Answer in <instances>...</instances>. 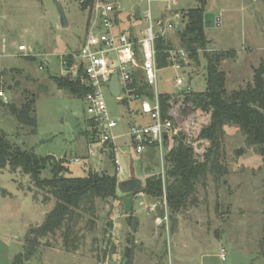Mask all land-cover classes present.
Here are the masks:
<instances>
[{
	"label": "rangeland",
	"instance_id": "374dc122",
	"mask_svg": "<svg viewBox=\"0 0 264 264\" xmlns=\"http://www.w3.org/2000/svg\"><path fill=\"white\" fill-rule=\"evenodd\" d=\"M55 1L0 0V90L8 99L5 103L0 98V132L23 151L58 161L66 159L68 177L84 178L90 171L113 175L116 167L110 158L89 146L83 100L55 84L54 78L63 75L62 56L80 47L87 24V14L78 0H57L69 23L68 28H62ZM199 1L151 0V4L154 16L159 17L168 6L183 14L201 7ZM216 2L218 6L213 7L205 0V14L212 12L222 19L221 26L205 30L207 48L237 53L221 65L227 74L228 92L237 91L253 83L257 68L262 64L264 68V0ZM119 4L124 33L140 32L147 26L146 21L136 20L133 12L136 5L147 11V2L119 0ZM169 37L177 47V34ZM25 45L28 51L19 52ZM200 59L199 64L161 69L159 93L177 94L180 88L175 89L174 82L178 76L194 92L205 91L206 60L202 54ZM32 94L36 96V133L32 127L21 125L9 109L10 104L20 108ZM106 98L114 117L127 116L129 107L108 94ZM116 133L123 134L124 130L117 129ZM246 139L238 128H226L221 150L225 172L218 178L210 175L205 186H198L196 197L173 220L169 213L168 222L158 225L159 201L144 193L134 197V210L127 215L122 205L125 196L118 190V200L96 201L94 224L88 223L89 216L80 224L84 239L77 252H65L57 234L41 240L40 248L30 258L24 257L23 264H109L111 260L130 264L131 258L125 254L131 250L133 216L138 224L133 264H264V163ZM90 149L95 151L94 156L89 155ZM129 155L134 157L131 169ZM116 157L123 168L119 182L129 180L134 171L145 186L149 175L166 173L165 162L163 166L157 153L136 156L128 138L117 139ZM42 175L51 177L50 167ZM47 198L20 170H0V264H13L15 256L26 254L30 229L42 225L56 204L52 197L45 204ZM105 239L112 241L110 251L116 245L113 257L110 252L103 255Z\"/></svg>",
	"mask_w": 264,
	"mask_h": 264
},
{
	"label": "trees",
	"instance_id": "16d2710c",
	"mask_svg": "<svg viewBox=\"0 0 264 264\" xmlns=\"http://www.w3.org/2000/svg\"><path fill=\"white\" fill-rule=\"evenodd\" d=\"M91 1V0H88ZM201 7L183 13L185 27L177 33L178 46L188 54L190 63H200L201 54L206 60L207 89L203 92H183L178 94L162 93L160 104L164 118L174 124L177 133L165 137V189L170 219L181 214L197 194L198 186L206 185L210 175L220 177L223 171L221 150L226 140V128L236 127L247 138L249 146L254 147L264 163V68L263 64L255 70L252 84L245 88L228 92L227 74L221 69L223 62L235 58L237 53L230 50L221 52L208 51L209 41L205 34V0L199 1ZM174 41L160 38L157 41L159 69L170 66V55ZM69 65L73 59L68 58ZM1 81V76H0ZM57 88L69 92L72 96L84 100L93 90L80 80L68 77L54 78ZM137 94L153 99L152 88L141 81H135ZM36 96L27 95L24 103L18 108L10 104L12 115L21 125L30 126L37 131ZM89 127L93 124L87 121ZM87 140L94 143V135L85 133ZM155 153V147H151ZM157 153V152H156ZM153 158H154V154ZM114 164L115 153L108 156ZM66 159L58 161L52 156L40 157L32 151H23L0 132V170L7 168L20 170L30 176L34 186L46 193V202L52 197L56 200L53 210L47 214L44 223L30 229L26 238V254L14 257L13 264H23V259L30 258L40 248L41 240L59 234L62 247L67 253L77 252L84 236L80 224L86 216L95 221L96 201L118 200L117 171L113 175L90 171L84 178L68 177ZM50 167L51 177L43 178L42 173ZM162 175H149L146 178L144 193L156 201H161L164 193ZM163 215V211L161 213ZM94 219V220H93ZM107 248L103 251L106 257L110 252V239H105ZM126 258L131 257L127 250Z\"/></svg>",
	"mask_w": 264,
	"mask_h": 264
},
{
	"label": "built area",
	"instance_id": "2783aa9c",
	"mask_svg": "<svg viewBox=\"0 0 264 264\" xmlns=\"http://www.w3.org/2000/svg\"><path fill=\"white\" fill-rule=\"evenodd\" d=\"M79 6L87 14L85 34L81 39L80 47L76 52H66L62 56L63 71L61 74L71 80H80L82 84L91 88L92 93L83 100L86 107L87 121L93 126H88L90 135H94L95 142L90 143L92 148L99 149L109 156L112 150L115 153L114 166L118 176L123 174L120 160L116 157L117 139L128 138L135 154L143 155L152 146L157 150L164 166L166 150L164 138L171 137L176 130L168 118L163 117L162 105L158 83L160 78L158 67L157 41L160 38L169 39L185 27L183 15L177 9L168 6L159 17H155L151 0H143L148 4L147 11H140V20L147 26L142 31L131 30L124 33L120 25L121 5L119 0H78ZM178 5L177 2L173 3ZM28 51L27 46H20L19 52ZM170 55V66L181 68L191 66L189 54L180 46L167 51ZM74 61L69 65L68 58ZM113 74H118L120 95L114 97L118 104L129 107L127 116L114 117L107 104V83ZM135 81H141L152 88L154 97H141L137 94ZM178 93L192 92L186 86L183 78L179 77L174 82ZM177 93V94H178ZM0 98L8 103L4 91L0 90ZM134 105L135 107H133ZM117 129H123V134H117ZM89 155L94 156L95 151L90 149ZM163 197L159 201L161 213L156 223L164 225L169 220L167 206V190L165 189V173H163ZM158 207V206H157ZM153 210L156 206L153 205ZM222 258L225 260L224 250Z\"/></svg>",
	"mask_w": 264,
	"mask_h": 264
},
{
	"label": "water",
	"instance_id": "95a60500",
	"mask_svg": "<svg viewBox=\"0 0 264 264\" xmlns=\"http://www.w3.org/2000/svg\"><path fill=\"white\" fill-rule=\"evenodd\" d=\"M216 1L217 0H209V3L211 4V6L217 7L218 3ZM55 3L59 11V23H61L62 28L66 29L69 27V23L67 22L64 7L59 2H57V0L55 1ZM140 11H141V7L139 5H136L133 9L136 20H139L140 18L139 16ZM204 20H205L206 29H210L211 27H214V26H218V27L221 26V19L219 17H216L215 14L212 12L206 14L204 16ZM107 89L109 90L110 95L112 97H119L121 89H120L118 74H113L111 76L110 81L107 83ZM241 152H242L241 150H238L237 154H239V156H242ZM143 189H144L143 182L141 179L137 177V174L134 171L131 172L129 180L118 182L117 190H119L120 193L125 196L122 199V205L127 215L130 214V212L134 210V207H133L134 197L138 194H141L144 191ZM132 224H133L132 226L133 235L131 237L132 245H131V257H130L131 263L130 264H133L134 259H135L134 253H135L136 242H137L135 241V232L137 231V227H138L136 216H133ZM115 251H116V245L114 244V246L112 247L110 251V257H113L115 255ZM109 264H117V261L111 260Z\"/></svg>",
	"mask_w": 264,
	"mask_h": 264
},
{
	"label": "crops",
	"instance_id": "0c3cea01",
	"mask_svg": "<svg viewBox=\"0 0 264 264\" xmlns=\"http://www.w3.org/2000/svg\"><path fill=\"white\" fill-rule=\"evenodd\" d=\"M221 23H222V19H221ZM155 150V153L157 152V150L156 149H154ZM151 151H153L151 148L149 149V150H147L146 151V153L145 154H143V155H146V154H149ZM126 156H128V154H126ZM130 156V155H129ZM137 156V155H136ZM139 156V155H138ZM134 157L133 156H130V169H131V167L132 166H134Z\"/></svg>",
	"mask_w": 264,
	"mask_h": 264
},
{
	"label": "flooded vegetation",
	"instance_id": "af4514ba",
	"mask_svg": "<svg viewBox=\"0 0 264 264\" xmlns=\"http://www.w3.org/2000/svg\"><path fill=\"white\" fill-rule=\"evenodd\" d=\"M133 218V217H132Z\"/></svg>",
	"mask_w": 264,
	"mask_h": 264
}]
</instances>
